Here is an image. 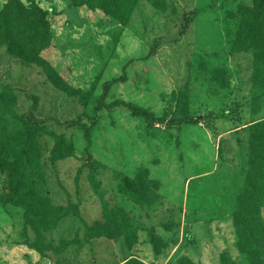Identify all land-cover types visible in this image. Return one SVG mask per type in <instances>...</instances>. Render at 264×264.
I'll use <instances>...</instances> for the list:
<instances>
[{"label":"rangeland","instance_id":"1","mask_svg":"<svg viewBox=\"0 0 264 264\" xmlns=\"http://www.w3.org/2000/svg\"><path fill=\"white\" fill-rule=\"evenodd\" d=\"M20 1L47 11L51 36L41 61L25 60L0 15V264H264V242L238 227L264 228V208L258 221L242 213L264 186V162L250 166L264 10L254 21V0ZM121 76L105 103L155 122L96 108Z\"/></svg>","mask_w":264,"mask_h":264},{"label":"trees","instance_id":"2","mask_svg":"<svg viewBox=\"0 0 264 264\" xmlns=\"http://www.w3.org/2000/svg\"><path fill=\"white\" fill-rule=\"evenodd\" d=\"M74 6L86 5L90 8H101L108 11L117 10L120 5L131 11L137 2V0H71ZM151 3H155L156 0H149ZM249 14L246 17L250 20L256 21L260 18L261 12L264 10V0H254V4L249 6ZM4 23V31L8 33L10 38L8 39V51L15 54L25 60L29 61H41L40 51L48 46L49 37L51 36L50 22L47 18V11L43 10L39 5L33 3L30 6H24L20 0H9L7 6L0 13ZM8 28L11 29L9 32ZM157 40H155L152 49L148 55H151L155 51ZM256 53L259 56V62L264 61V47L256 49ZM125 80V76L113 78L107 80L103 84V94L100 98L99 104L96 106L97 109L104 107H111L114 105H123L128 108L132 115L143 117L149 122H155L157 119L154 113L145 107L136 106L131 102L126 101H114L110 104H106L105 100L112 85L116 82ZM22 119L27 121L25 116H21ZM28 125V124H27ZM30 131L32 128H37L36 124H29ZM27 133H30L26 130ZM264 129V119L256 121L251 125L250 140L252 143L251 155L252 159L250 162L251 171H254V166L257 163L264 162V137L261 135V131ZM140 172V171H139ZM20 187L15 191L13 198H9L8 201L17 203L19 199H23L25 195L19 194ZM120 191L127 196L129 200L134 201L139 205H144V200L139 194V191L133 186H129L127 179H123L120 182ZM255 200L252 207L246 208L242 211L245 212L246 220L252 219L249 215H252L254 210H258L254 219L262 220L260 211L264 208V186L250 195ZM10 197V195H9ZM243 202H246V198L243 197ZM20 203V202H18ZM26 203V202H25ZM23 202V205L25 204ZM30 204V203H29ZM253 210V211H251ZM247 222H238V227L242 231L244 240L252 241L253 243L264 242V234L261 231L264 228H260V232L253 233L246 230ZM87 232H91L89 227L86 228ZM254 251L250 249V252Z\"/></svg>","mask_w":264,"mask_h":264},{"label":"water","instance_id":"3","mask_svg":"<svg viewBox=\"0 0 264 264\" xmlns=\"http://www.w3.org/2000/svg\"><path fill=\"white\" fill-rule=\"evenodd\" d=\"M169 122H170V120H169Z\"/></svg>","mask_w":264,"mask_h":264}]
</instances>
